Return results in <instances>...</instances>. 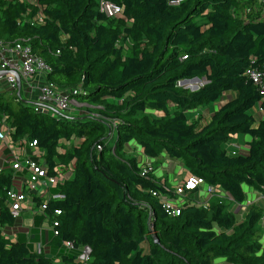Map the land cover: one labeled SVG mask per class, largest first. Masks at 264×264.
<instances>
[{
	"label": "trees",
	"instance_id": "16d2710c",
	"mask_svg": "<svg viewBox=\"0 0 264 264\" xmlns=\"http://www.w3.org/2000/svg\"><path fill=\"white\" fill-rule=\"evenodd\" d=\"M100 1L120 13L105 17ZM0 40L22 41L49 67L42 82L82 105L40 112L21 89L0 91L9 138L36 142L47 175L62 178L52 188L61 198L30 216L57 232L47 239L57 263L7 235L18 224L8 198L18 181L0 174V264H82L84 246L88 264H264V208L249 204L242 219L233 208L245 202L242 185L264 196V85L247 74L264 72L261 0H0ZM194 78L204 82L195 91L178 85ZM227 94L207 121L187 117ZM239 134L252 139L232 155L223 145ZM132 143L145 157L180 161L225 197H188L167 214L163 200L174 194L141 174ZM30 196L34 209L44 203Z\"/></svg>",
	"mask_w": 264,
	"mask_h": 264
},
{
	"label": "built area",
	"instance_id": "2783aa9c",
	"mask_svg": "<svg viewBox=\"0 0 264 264\" xmlns=\"http://www.w3.org/2000/svg\"><path fill=\"white\" fill-rule=\"evenodd\" d=\"M261 1L264 3V0ZM177 3L178 1H171L170 5H176ZM99 11L105 17L112 18L120 13V8L114 3L100 1ZM21 42L7 43L0 40V71L6 72L3 77L4 89L16 88V77L14 74H17L20 78L21 88L26 89V96L37 103L35 106L36 110L45 112L44 108L49 109L47 107L50 106L58 112L71 113L75 108L81 107V104L68 99L67 95L57 92L52 84L42 82V77L49 72V67L41 59L31 55L30 50L22 45ZM247 74L254 84L263 89L264 72L252 70L247 71ZM23 143L22 146H19L18 143L13 142L9 138V129L5 116L0 115V174L9 169L13 173V178L18 181V188L8 192L10 215L14 219L20 218L24 211L29 212L31 216L35 214L43 215L46 201L51 198H61L60 195L53 194L52 188L62 178L49 177L47 175L46 167L40 160L42 152L36 148V142L24 141ZM28 149L32 150V155L28 153ZM142 166V175L153 173L151 166ZM197 187H203L208 196L214 193H222L217 187L205 184L202 179L190 176L184 184L174 189V198L172 200L167 198L163 200V208L166 213L178 215V207L184 201L185 193ZM30 194L44 200L40 208H33ZM181 198H183L182 201ZM53 213L60 215L58 210ZM53 226L56 227L57 223L54 222ZM49 231L53 232L54 236L57 235L55 230L50 228ZM10 237H13V235H10ZM63 248L69 251L73 246L70 242H66L63 244ZM35 249L40 252L43 249L42 244L38 243ZM78 251L77 259L82 264H88L91 249L88 246H84Z\"/></svg>",
	"mask_w": 264,
	"mask_h": 264
},
{
	"label": "crops",
	"instance_id": "0c3cea01",
	"mask_svg": "<svg viewBox=\"0 0 264 264\" xmlns=\"http://www.w3.org/2000/svg\"><path fill=\"white\" fill-rule=\"evenodd\" d=\"M224 96H225V99L221 100L220 103L229 99L226 97V95ZM217 108H218V105H214V108L210 111V113L215 111ZM189 112H190V115L193 113L192 115L193 118H196L197 116H202V120H206V112H209V111L202 109L199 114L197 110H193ZM71 113L75 114L76 113L75 109L72 110ZM155 113H157L158 116H162L161 112H155ZM187 117L189 118V116ZM256 117L258 119H261L262 114H260V112H257ZM251 139L252 138L249 134L235 135L231 137L223 145V147L230 154H240L247 150V144L251 141ZM130 146H132V149L131 150L127 149V152L131 155L137 156L141 165L151 166L153 169V173H152L153 176L161 184H164L166 187H168L171 191H174L176 187L184 184L186 180L190 177L189 173L184 169L180 161L168 159L164 155H161L159 158H156V159H151V158L143 156L141 154V150L137 148L135 144L132 143L130 144ZM242 191L245 194V202L249 201L248 204H251V203H255L257 205L259 204L264 208L262 204L264 203V196L261 193L253 191L252 189L246 187L245 185H242ZM219 195L225 197V194L223 193H219ZM188 197L192 198L195 204L204 205L210 196L206 194L205 189L203 187H197L196 189L192 191H187L185 193L184 199H187ZM259 198H261V201ZM167 199L172 200L173 198H167ZM182 200L183 198H181V201ZM241 206H244V204L236 205L234 206V208L237 209L238 211H242L244 207H241ZM246 211H247V207H246ZM246 211L242 213L241 212L239 213L237 211L235 212L236 214L240 215L239 219H242ZM20 218L22 222H19L18 220V224L16 225L15 228H11L7 230L6 232L7 235L9 237L10 235H13V237H11L12 239L18 238V240H26L29 246L33 244L34 248H36L38 243H41L44 251L48 254L54 255L53 258L58 263L59 262L58 254L60 253L59 249L56 246L47 245V239L50 234V231L47 228L43 229V227L38 224L37 219L35 221H34V218L33 220L31 219V227L29 228L28 226H26L27 224H26V221L24 220V214ZM27 218H30V217L28 216ZM261 225H262V231H263V236H264V216L262 218ZM41 235H42V239H41ZM215 263L227 264L225 263L224 259H217Z\"/></svg>",
	"mask_w": 264,
	"mask_h": 264
},
{
	"label": "rangeland",
	"instance_id": "374dc122",
	"mask_svg": "<svg viewBox=\"0 0 264 264\" xmlns=\"http://www.w3.org/2000/svg\"><path fill=\"white\" fill-rule=\"evenodd\" d=\"M204 82H203V80H201L200 81V83H191V84H187V85H180L181 87H184L185 89H187V90H191L192 89V87L193 86H197V87H200L201 86V84H203ZM0 91H4V79L2 78V79H0ZM25 92H26V90L24 89V88H21V97L23 98V99H25V98H28L27 96H26V94H25ZM64 95H67V94H65V93H63ZM228 95V96H227ZM226 95V97L227 98H232V94H227ZM225 99V96H223L222 98H221V100H224ZM75 105H78V104H76V103H74ZM214 105H218V108H219V106H220V101H217V102H215V103H210L209 105H207V106H202V107H199L198 109H197V111H198V114L201 112V110L202 109H204V110H206V111H209V112H206V121L208 120V118L212 115V113H210V111L214 108ZM53 107H51L50 109H46V108H44V111L45 112H47V113H53V109H52ZM186 114H187V116H189V118H190V120H192L193 119V113L190 115V112H186ZM208 114V115H207ZM154 115H158L157 113H154ZM113 135H115V133L113 134ZM113 141L115 140V138H113L112 139ZM28 153L30 154V155H32V150L31 149H28ZM155 167H157V166H155ZM172 193H174V191H172ZM260 199V201H261V198H259ZM258 199V200H259ZM252 200V199H251ZM249 202V201H248ZM248 202H244L243 204H244V206H241V207H244V209L242 210V211H238L237 209H235L234 207V213L236 214V212L235 211H237V212H244V211H246V207H248L249 206V204H248ZM262 203V202H261ZM252 204V203H251ZM263 204V206H264V203H262ZM24 214V220L26 221V226H28L29 228L31 227V217H30V213L29 212H25V213H23ZM30 217V218H27V217ZM236 216L238 217V218H240V215L239 214H236ZM19 220V222H22L21 221V218H19L18 219ZM42 227H43V229H45V228H47L46 226H45V224H43V225H41ZM28 227H26V228H28ZM28 230V229H27ZM26 238V237H25ZM261 241H264V236H262V239H261ZM32 251H34V250H36L35 248H34V245L33 244H31L30 245V247H29ZM54 262H56V260H54Z\"/></svg>",
	"mask_w": 264,
	"mask_h": 264
},
{
	"label": "water",
	"instance_id": "95a60500",
	"mask_svg": "<svg viewBox=\"0 0 264 264\" xmlns=\"http://www.w3.org/2000/svg\"><path fill=\"white\" fill-rule=\"evenodd\" d=\"M6 74L5 71H0V79H2L4 77V75ZM14 76L16 77V90H17V96L20 95V89H21V82H20V78L17 74H14ZM200 79H197V78H194V79H191V80H186V81H182L180 83H178V85H187V84H191V83H200ZM203 84H201L202 86ZM199 87L197 86H193L191 91H195L197 90Z\"/></svg>",
	"mask_w": 264,
	"mask_h": 264
}]
</instances>
